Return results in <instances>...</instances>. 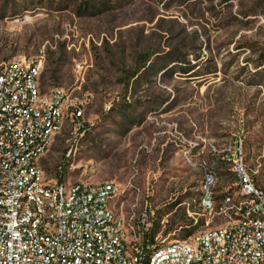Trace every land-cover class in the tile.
I'll return each instance as SVG.
<instances>
[{
	"label": "rangeland",
	"instance_id": "rangeland-1",
	"mask_svg": "<svg viewBox=\"0 0 264 264\" xmlns=\"http://www.w3.org/2000/svg\"><path fill=\"white\" fill-rule=\"evenodd\" d=\"M86 1L0 0V71L41 61L42 91L69 98L46 177L120 184L117 206H147L165 244L226 225L243 201L235 162L264 184V0ZM175 50L196 73L128 82L139 55Z\"/></svg>",
	"mask_w": 264,
	"mask_h": 264
},
{
	"label": "built area",
	"instance_id": "built-area-1",
	"mask_svg": "<svg viewBox=\"0 0 264 264\" xmlns=\"http://www.w3.org/2000/svg\"><path fill=\"white\" fill-rule=\"evenodd\" d=\"M40 75L35 59L0 71V264H264V184L241 160L237 217L169 244L153 236L152 212L138 199L117 206L120 184L48 179L39 160L64 128L69 98L44 93ZM82 116L73 112L79 126ZM201 205L211 209L210 195Z\"/></svg>",
	"mask_w": 264,
	"mask_h": 264
},
{
	"label": "trees",
	"instance_id": "trees-1",
	"mask_svg": "<svg viewBox=\"0 0 264 264\" xmlns=\"http://www.w3.org/2000/svg\"><path fill=\"white\" fill-rule=\"evenodd\" d=\"M99 3L104 2H99V0H88L85 2L84 9L85 11H93L100 5ZM156 54H158V52L139 55L136 69L128 74V82L133 81V85L135 86L142 80L144 76L149 75L151 72L163 73V75H171L176 73H180V75H188L196 73L194 72V66L191 65V63L186 59V56L179 50L169 51L164 55H158L160 58H157L155 62L151 63V65L147 67V64ZM263 59L264 57L261 56L259 66L261 65ZM171 65L173 66L170 67ZM176 66L178 67L179 71H176ZM212 73L213 72L208 71L206 75Z\"/></svg>",
	"mask_w": 264,
	"mask_h": 264
}]
</instances>
